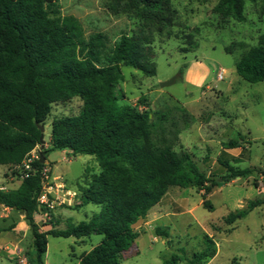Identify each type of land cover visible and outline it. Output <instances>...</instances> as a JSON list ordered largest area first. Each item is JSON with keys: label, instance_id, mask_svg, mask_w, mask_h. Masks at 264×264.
I'll use <instances>...</instances> for the list:
<instances>
[{"label": "trees", "instance_id": "1", "mask_svg": "<svg viewBox=\"0 0 264 264\" xmlns=\"http://www.w3.org/2000/svg\"><path fill=\"white\" fill-rule=\"evenodd\" d=\"M245 1L219 0L214 13L223 21L245 22ZM109 9L139 22L137 30L123 34L113 45L101 33L86 38L79 21L62 14L60 0H0V167L21 166L41 145L40 126L45 127L53 105L74 98L83 102L81 113L52 121L51 148L42 152L45 163L39 160L34 166L42 170L50 152L69 150L74 156L95 157L100 167L98 174L76 184L82 206H98L100 212L88 221L69 222L65 230L44 232L36 221L48 213L38 201L43 192L39 171L29 178L21 174L17 189H0V205L24 215L31 228L35 254L31 264H44L48 237L93 235L102 236V241L79 264H122L123 255L139 237L133 226L172 187L197 188L204 192L203 206L213 210L205 199L212 191L211 180L189 153L175 150L193 116L178 105L149 110L143 97L137 105L121 103L125 94L117 93L124 81L123 68L145 77L157 75L153 43L157 34L176 24L178 13L172 0H112ZM245 48L244 43H235L225 51L232 54ZM236 72L249 84L264 82V34L240 57ZM183 74L180 70V79ZM238 148L236 140L223 144L227 151ZM219 163L228 173L224 181L251 173L228 162ZM263 205L264 200L251 201L248 209ZM246 214L244 210L231 213L224 221L232 225ZM155 232L170 238L169 228ZM204 241V250L184 260L185 264H206L217 255L214 240L206 235ZM181 262L174 254L164 264Z\"/></svg>", "mask_w": 264, "mask_h": 264}, {"label": "rangeland", "instance_id": "2", "mask_svg": "<svg viewBox=\"0 0 264 264\" xmlns=\"http://www.w3.org/2000/svg\"><path fill=\"white\" fill-rule=\"evenodd\" d=\"M111 2L60 0V6L64 16L79 21L86 38L101 33L113 45L123 34L137 30L139 22L129 15H115L109 9ZM218 2L172 0L178 13L176 24L157 34L153 43L157 75L145 77L137 70L123 68L124 81L117 89V93L125 94L126 99L121 103L137 105L143 97L149 110H165L178 105L193 116L192 123L181 132L175 150L189 153L200 171L211 180L208 186L212 191L205 199L212 204L213 210L203 206L204 192L197 188H170L148 216L133 226L139 237L123 255L122 264H164L174 254L185 264L184 260L204 250L206 235L217 247V255L206 264H264V205L248 209L251 201L264 200V82L249 84L236 72L240 57L256 46L264 34V10L262 0H246L245 22L223 21L214 13ZM235 43H244L246 48L227 54L225 49ZM192 60L203 61L210 67V86L185 87L179 71L184 72ZM174 77H177L175 84L161 87ZM82 106L79 98L53 105L45 123V147L51 144L52 121L62 116L79 115ZM231 140L238 141L240 148L224 150L223 144ZM53 152L57 164L52 176L62 177L71 189L82 179L100 172L93 156L73 157L69 150ZM219 160L251 173L245 178L224 181L228 173ZM21 174L14 168L0 167V187H5L6 191L17 189ZM59 209L63 220L72 215L75 224L88 221L100 212L98 206L83 207L82 200ZM242 210L247 212L244 218L232 225L225 223L227 216ZM13 215L19 216V213ZM157 228H169L170 238L158 237ZM102 238L93 235L82 238L83 244H74L78 239L49 237L50 260L64 264L62 255L70 253L69 247L80 256L98 245ZM31 242L30 234L22 247L31 249ZM135 252L138 254L134 255ZM0 264L16 263L0 249Z\"/></svg>", "mask_w": 264, "mask_h": 264}, {"label": "crops", "instance_id": "3", "mask_svg": "<svg viewBox=\"0 0 264 264\" xmlns=\"http://www.w3.org/2000/svg\"><path fill=\"white\" fill-rule=\"evenodd\" d=\"M210 76H211V69L206 63L199 60H192L190 63L187 64V67L185 68L183 74V84L185 85V87L189 86L195 89L201 88L203 85L206 84L210 86ZM45 148L50 149L51 146L49 148L48 147ZM64 160L67 159L65 158ZM56 164L57 161L56 159H54V152H52L48 155L46 162V165L51 170V174L53 173L54 165ZM1 188H4V190H6L5 187H1ZM72 190H76V188ZM14 212L15 211H13L12 209L5 208L4 206L0 205V249L5 254L11 256V258L14 259L16 264H22L20 263L21 259H25L26 264H31V261L35 259L32 242L29 245L31 249L25 250L24 247H22V245H24L25 242L28 240L29 235L30 234L32 235L31 228L28 225L24 215L19 213V216L18 215L16 216L13 215ZM60 212L61 209L56 210L53 213V217L51 218V220L45 225L42 224V221L39 217H36V221L41 224L42 231L47 232L53 228L65 230L69 222L74 223L73 221L74 219L72 215H67L66 219L63 220ZM71 238H65V239H71ZM81 239H78L77 241H73V243L83 244L84 241ZM32 241H33V236H32ZM69 248H70V253L68 252L67 253L68 255L66 254L62 255V261L64 262V264H67L69 261L70 264H79L80 258L84 254L92 250L91 249L90 251L84 252L80 256H77L74 248L73 247H69ZM32 250L33 253H31ZM72 259H74L75 261H73ZM44 264H56L50 260L49 240H48L47 253L44 256Z\"/></svg>", "mask_w": 264, "mask_h": 264}, {"label": "built area", "instance_id": "4", "mask_svg": "<svg viewBox=\"0 0 264 264\" xmlns=\"http://www.w3.org/2000/svg\"><path fill=\"white\" fill-rule=\"evenodd\" d=\"M39 160L40 148L38 146L30 153L21 166H17L14 169L22 173V178H29L33 172H40L42 176L43 192L38 201L48 213L38 217L41 219L42 224L45 225L51 220V213L53 214L59 207L64 205L72 206L75 201L81 202V195L76 190L70 189L62 177H53L48 166L44 167L42 170L36 169L34 164ZM0 189L4 190V188L1 187ZM20 263L26 264L25 259H21Z\"/></svg>", "mask_w": 264, "mask_h": 264}, {"label": "water", "instance_id": "5", "mask_svg": "<svg viewBox=\"0 0 264 264\" xmlns=\"http://www.w3.org/2000/svg\"><path fill=\"white\" fill-rule=\"evenodd\" d=\"M177 77H174L172 80L168 81V82H164L161 84L162 88H167L173 84L176 83ZM40 130L42 132V137H41V145H40V163L44 164L45 163V157L43 155V150L45 148V141H44V132H45V127L44 126H40Z\"/></svg>", "mask_w": 264, "mask_h": 264}]
</instances>
